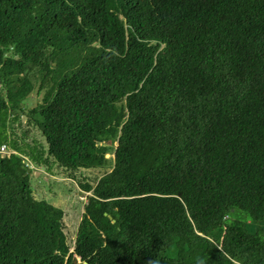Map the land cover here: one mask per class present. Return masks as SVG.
I'll return each instance as SVG.
<instances>
[{"label": "trees", "instance_id": "obj_1", "mask_svg": "<svg viewBox=\"0 0 264 264\" xmlns=\"http://www.w3.org/2000/svg\"><path fill=\"white\" fill-rule=\"evenodd\" d=\"M263 223L264 0H0V264H264Z\"/></svg>", "mask_w": 264, "mask_h": 264}, {"label": "rangeland", "instance_id": "obj_2", "mask_svg": "<svg viewBox=\"0 0 264 264\" xmlns=\"http://www.w3.org/2000/svg\"><path fill=\"white\" fill-rule=\"evenodd\" d=\"M36 97L35 93L30 94L24 100V104L27 106H33L36 104ZM21 119L22 124L17 126L18 134L22 130L27 129L29 130L30 137L28 138L30 140L32 139L31 137H35L39 142L44 143L39 131L33 126L26 125V118L24 116ZM1 152L7 154L10 151L5 148ZM107 156H112V154L108 153ZM32 169V182L36 196L64 209L65 216L63 219L66 227L65 230L68 233L69 240L75 238L77 226L84 210L86 194L81 191L77 181L70 177L68 172L62 170L57 165H53L51 169H48L45 166L32 165ZM110 170L111 168L106 167L90 169L83 168L77 171L79 174L82 172V179L84 178L90 183L95 184L104 173ZM262 225L264 227V223ZM258 233L264 236L263 231L259 230Z\"/></svg>", "mask_w": 264, "mask_h": 264}, {"label": "clouds", "instance_id": "obj_3", "mask_svg": "<svg viewBox=\"0 0 264 264\" xmlns=\"http://www.w3.org/2000/svg\"><path fill=\"white\" fill-rule=\"evenodd\" d=\"M195 264H206V260L204 258H196Z\"/></svg>", "mask_w": 264, "mask_h": 264}, {"label": "built area", "instance_id": "obj_4", "mask_svg": "<svg viewBox=\"0 0 264 264\" xmlns=\"http://www.w3.org/2000/svg\"><path fill=\"white\" fill-rule=\"evenodd\" d=\"M2 150H4V147H1Z\"/></svg>", "mask_w": 264, "mask_h": 264}, {"label": "water", "instance_id": "obj_5", "mask_svg": "<svg viewBox=\"0 0 264 264\" xmlns=\"http://www.w3.org/2000/svg\"><path fill=\"white\" fill-rule=\"evenodd\" d=\"M84 264H86V263H84Z\"/></svg>", "mask_w": 264, "mask_h": 264}]
</instances>
